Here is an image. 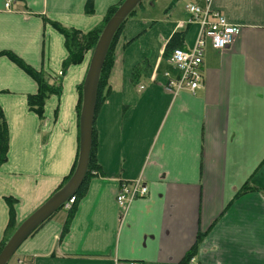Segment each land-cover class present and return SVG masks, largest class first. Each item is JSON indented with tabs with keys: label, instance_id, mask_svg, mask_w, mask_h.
Wrapping results in <instances>:
<instances>
[{
	"label": "crops",
	"instance_id": "1",
	"mask_svg": "<svg viewBox=\"0 0 264 264\" xmlns=\"http://www.w3.org/2000/svg\"><path fill=\"white\" fill-rule=\"evenodd\" d=\"M120 1L11 0L6 9L0 0V106L9 132L0 165V242L9 220L5 197L14 199L19 224L57 190L79 151L78 87L91 53L64 71V36L50 21L87 32ZM164 1L172 14L183 2L185 10L191 3L219 11L240 32L225 49L206 40L201 87L174 93L165 87L166 71L178 75L166 44L183 32L178 47L191 48L199 23L138 12L126 20L94 118L97 172L65 231L68 210L61 207L10 264H177L199 233L188 264H264V0ZM6 53L60 84L46 98L43 118L27 105L36 81ZM136 178L147 194L120 219L116 193ZM249 178L258 189L236 196Z\"/></svg>",
	"mask_w": 264,
	"mask_h": 264
},
{
	"label": "trees",
	"instance_id": "2",
	"mask_svg": "<svg viewBox=\"0 0 264 264\" xmlns=\"http://www.w3.org/2000/svg\"><path fill=\"white\" fill-rule=\"evenodd\" d=\"M122 1L123 0H121L120 3ZM142 4H143V1L129 13V15L125 18V20L121 23V25L118 27V29L116 30V32L113 35V38L110 42V45H109L108 51L106 53L102 69H101V73L99 76V82H98V88H97L96 110H97L98 105L103 101V93L105 90L104 88L106 87L107 79L109 78L110 71H111L113 64H114L115 49H116V45H117V42L119 40V37L121 35L123 26H124V24L128 18L136 15L138 10L142 7ZM118 5L110 7L109 10L107 11V14H106L103 22L100 25H98L97 27H95L92 30L87 31V32H83L81 30L71 28V27L68 28V27L61 25L58 22L50 21V24L64 36V44H65V47L67 49V57L62 64V69L64 71L70 65L80 63L87 52L91 53V51H92L100 33H101V30H102L104 24L106 23L108 18L111 16V14L115 11V9L117 8ZM92 11H93V8L91 5V1H88L86 4V12L91 13ZM183 37H184L183 32H174L166 44L164 53L168 54L169 52L172 51V49H174L178 46H182L183 45V43H182ZM6 54L17 65H19L22 69H24L36 81L37 92L33 95L28 96L27 105L31 111H33L34 113H36L38 115V117L43 118L45 100L49 95L58 94L61 91L60 84H54V83L50 84L48 81L49 80L48 77L44 73L33 70L32 68H30L28 65H26L21 59H19L15 55H13L11 53H6ZM78 90H79V100H78L77 107H78V112H80L81 98H82V85H80L78 87ZM8 143H9L8 126H7V122H6V119L4 117V113L2 111V108L0 106V165L6 161L7 151H8ZM77 158H78V154L76 156V159L74 161V164H73L70 172L65 177H63V180L60 183V185L57 187V189H59L61 186H63V184L72 175V173L75 169L76 163H77ZM97 169H98V166H97L96 159H95V134H94V129H93V131H92V146H91V150H90V157H89V163H88V167H87V173H86V177L84 178L80 187L74 192V196H75L76 200H79L84 195L86 188H87V183H88L90 177L92 176V174H95L97 172ZM255 189H258V187L255 186L250 181V178H249L248 180H246L242 184L240 189L237 191L236 196L243 194V193H246V192H249V191H252V190H255ZM5 200L9 206V220H8V224H7V227L5 229V232H4V237H3L2 241L0 242V249L2 248V246L4 245L6 240L9 238V236L12 234V232L15 230V228L18 225L14 219V211H13L14 199L12 197H5ZM59 209H61V207ZM72 215H73V208L68 210V212H67L68 217L66 218V222L64 223L65 224L64 229H63L64 231H65V228L68 225ZM203 236H204V233L197 234L193 245L184 254L182 259L177 264H188L190 259L197 253L199 243L202 240ZM6 264H10V262L8 261Z\"/></svg>",
	"mask_w": 264,
	"mask_h": 264
},
{
	"label": "water",
	"instance_id": "3",
	"mask_svg": "<svg viewBox=\"0 0 264 264\" xmlns=\"http://www.w3.org/2000/svg\"><path fill=\"white\" fill-rule=\"evenodd\" d=\"M142 0H123L104 24L91 51L88 68L82 83L79 112V152L70 178L54 191L40 206L21 221L0 249V264H6L19 245L41 223L50 217L80 187L86 177L92 146V131L96 113L99 76L114 33Z\"/></svg>",
	"mask_w": 264,
	"mask_h": 264
},
{
	"label": "built area",
	"instance_id": "4",
	"mask_svg": "<svg viewBox=\"0 0 264 264\" xmlns=\"http://www.w3.org/2000/svg\"><path fill=\"white\" fill-rule=\"evenodd\" d=\"M11 0H6L5 8L10 7ZM186 10L190 13L187 23L197 22L200 25L199 32L191 48L176 47L169 53V62L178 71L177 76L165 72L167 77L166 89L176 93L179 90H188L194 93L201 87L202 82V57L206 46V40L214 49H225L236 40L240 27L230 23L219 11L201 8L188 3ZM61 75V71L58 72ZM147 186L136 178L129 182H122L116 193L115 200L119 207L120 219H123L129 205L138 197L147 194ZM75 202V196H71L63 204V208L69 210ZM126 264H142L137 261H129Z\"/></svg>",
	"mask_w": 264,
	"mask_h": 264
},
{
	"label": "rangeland",
	"instance_id": "5",
	"mask_svg": "<svg viewBox=\"0 0 264 264\" xmlns=\"http://www.w3.org/2000/svg\"><path fill=\"white\" fill-rule=\"evenodd\" d=\"M143 2H144V5H146V7L144 9L138 10L139 17H141L142 15L167 16L168 14H170L172 18H176L177 15L180 16L179 18H182V19H184V17L186 16L189 18L188 11L185 10L184 8L182 9L184 2L179 5L180 12H177V13L174 12V14H172V11H173L172 8H169L166 11L164 10V8H161L163 4H165L164 0H158L157 4L153 6H149L150 0H144ZM171 17H167V18H171Z\"/></svg>",
	"mask_w": 264,
	"mask_h": 264
}]
</instances>
